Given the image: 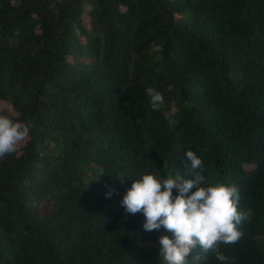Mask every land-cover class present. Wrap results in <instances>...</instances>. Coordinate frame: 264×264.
<instances>
[{"label":"trees","instance_id":"1","mask_svg":"<svg viewBox=\"0 0 264 264\" xmlns=\"http://www.w3.org/2000/svg\"><path fill=\"white\" fill-rule=\"evenodd\" d=\"M0 115L33 124L0 160V264H164L121 201L187 150L251 210L227 264H264V0H0Z\"/></svg>","mask_w":264,"mask_h":264},{"label":"clouds","instance_id":"2","mask_svg":"<svg viewBox=\"0 0 264 264\" xmlns=\"http://www.w3.org/2000/svg\"><path fill=\"white\" fill-rule=\"evenodd\" d=\"M145 91L152 109L158 110L164 104L163 95L152 87ZM169 123L178 121L170 119ZM32 127L31 121L0 115V160L17 151L21 142L29 138ZM184 156L185 174L166 178L142 174L127 189L121 206L129 215H144L145 231L163 228L171 234L158 238L159 257L164 264H199L202 254L209 252L227 264L228 257L220 251V245L232 246L241 240V226L251 210H240L241 196L234 184L206 181L203 161L194 151L187 150ZM197 249L200 253L190 262L188 257Z\"/></svg>","mask_w":264,"mask_h":264},{"label":"rangeland","instance_id":"3","mask_svg":"<svg viewBox=\"0 0 264 264\" xmlns=\"http://www.w3.org/2000/svg\"><path fill=\"white\" fill-rule=\"evenodd\" d=\"M24 142V141H23ZM23 142H22V144H23Z\"/></svg>","mask_w":264,"mask_h":264}]
</instances>
